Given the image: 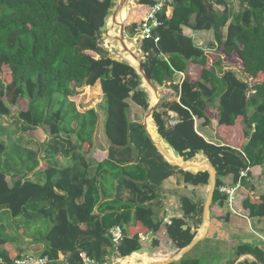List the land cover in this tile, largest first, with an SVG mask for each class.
Listing matches in <instances>:
<instances>
[{"label": "trees", "instance_id": "1", "mask_svg": "<svg viewBox=\"0 0 264 264\" xmlns=\"http://www.w3.org/2000/svg\"><path fill=\"white\" fill-rule=\"evenodd\" d=\"M156 1L139 0L132 8L125 22L131 34ZM239 3V12L231 16L226 0L169 1L158 17L160 25L152 32L158 41L136 40L142 53H154L141 63L150 81L162 85L176 72L185 74L179 103L160 102L153 109L152 120L158 135L185 162L197 154L208 160L216 171L211 204L220 207L226 201L219 192L221 178L230 175L236 182L241 171L264 167V0ZM113 4L114 0H0V117H9L10 107H14L16 118L28 128L48 129L53 141L50 153L65 136L74 137L76 150L89 155L97 116L94 109L78 105L76 97L99 83L110 147L129 150L136 160L125 165L110 159L95 164L80 154L70 166L48 168L42 173L43 181L35 182L25 176L37 166L34 159L31 165L26 161L35 154L11 141H0V257L7 264L22 254L6 248L17 237L4 233V223L14 227L15 233L21 229L23 236L43 244L39 256L46 257L47 264H61L59 255L67 264H83L82 254L95 264H109L104 259L109 254L106 249L124 259L143 251L139 235L148 234L156 237L149 256L168 260L195 237L186 219L199 216L201 208L189 198L179 200L183 217L171 218L166 225L154 221L153 210L144 207L156 200L162 182L175 173L195 187L207 186L210 176L168 164L144 127L129 121L128 101L143 111L149 104L136 70L126 61L114 60L100 46ZM216 5L223 10L217 11ZM182 27L217 32L225 27L220 48L225 55L237 56L243 79L232 71L219 77L218 63L207 69L204 51L183 35ZM189 64L200 69L196 80L188 76ZM167 111L178 115L175 123L169 124ZM212 114L218 119V135L225 142L222 146L207 143L194 129L193 118L208 124ZM121 188L129 190L131 200L122 202L117 197ZM113 193V199L102 201ZM243 206L250 217L264 218V195H248ZM133 215L136 224L131 227ZM114 226L121 227L124 234L116 245L108 235ZM159 237L164 239L166 251L161 249ZM197 246L170 264H203L193 255ZM235 253L252 254L260 261L237 264H264V251L257 248L238 246Z\"/></svg>", "mask_w": 264, "mask_h": 264}, {"label": "crops", "instance_id": "2", "mask_svg": "<svg viewBox=\"0 0 264 264\" xmlns=\"http://www.w3.org/2000/svg\"><path fill=\"white\" fill-rule=\"evenodd\" d=\"M121 1H123L124 4L128 5L127 8V12H128L127 18H128L130 11L134 7V6L131 7L133 5V0H121ZM119 2H120L119 0H114L113 7L111 8L112 12L109 13L111 14L110 18L114 16L115 14L114 10L118 8L117 3ZM226 2H227L229 14L231 16H235L240 10L239 0H226ZM215 9L221 12L223 10V7L220 5H216ZM127 18L124 19L125 21L122 22V25L124 26L123 29L124 33H122V39L124 40L126 39L125 33L129 32L125 26V22ZM192 23H193V19L191 20V24ZM102 32H103V34L101 35L102 40H100L99 43L100 46H101V42L105 43L106 46L105 48L101 46L103 49H106L108 48V46H110L108 49L111 50V52L113 50H121L120 44L118 43L115 44L117 40L113 39L108 34L107 21ZM182 32L184 36L192 40L195 46L201 48L204 51L205 56L207 58V62H206L207 69H210L211 67H213V65H216L218 63L219 70L217 69L216 71L218 72L219 77L225 71H232L235 74L233 69L231 67H228L227 65V58L231 57V55L229 56L225 55L222 52V49L220 48V44L225 40V35H226L225 27L220 29L218 32L214 30L193 31L189 27H182ZM137 48L139 49L138 45ZM112 58L114 60L126 61L127 63H129L126 59L123 58L122 53L119 54L118 56L114 55V57L112 56ZM143 61L144 59L141 60V63ZM132 67L137 72V67L134 66ZM199 72H200L199 67L192 64L188 65L187 73L191 80H196L199 76ZM138 75L140 76V74ZM184 77H185L184 73L176 72L171 81L164 82L162 85H157L151 81L154 86V89L152 90L157 94V96L159 95L158 101L156 102L155 105L152 106L151 98H150L152 97L151 94H153L152 90L150 86L148 87V85L143 81L142 77L140 76L141 87L144 89L147 95L149 107L155 108L160 102L165 105L178 104L179 88ZM172 87H177L178 89H173ZM87 91H91L92 95L95 98L94 100H96V102H101L102 104L98 107H96V104L92 105L91 107L87 106L89 109L90 108L94 109L97 116L96 125L92 137L93 148L89 155H86L76 150L77 142L74 137H70L68 139L65 136H62V138H60L58 141L59 143L56 144L57 150L53 153H50L48 151V147L51 146V144L53 143L50 136L46 140L43 139L45 141H42L43 145L41 146V148L35 145L36 143L35 139L39 141L40 138L39 133L44 128H39V127L31 128V131H29L26 135V141H24L25 139H22L20 137H13L11 135L12 133H10L9 131L10 128H8V124H5L4 127H0L1 142L11 141L12 143H16L21 148L27 149L35 154V157L31 156V157H27L26 159L29 165L32 164L33 159L36 160L37 162L36 168L25 175L27 179L35 182H42L43 181L42 173L46 171L48 168H55L60 170L67 166H70L73 160L78 158L80 154H83L87 160L92 161L95 164L101 163L108 159H110L113 162L119 163L120 165L131 164L133 162L134 163L136 162L132 152H130L129 150L118 149V148L112 149L110 147V143L105 136V119H106L105 105L99 83H97L92 89H86L84 93H86ZM127 103H128L127 117L129 121L141 124L146 130L144 125V120L148 115V110L143 111L131 101H128ZM142 114H144V117L141 120L140 116ZM150 117L152 119V114L150 115ZM167 119L169 120V122L170 121L176 122L178 120V115L173 111H167ZM193 120H194V129L196 133L200 137H202L207 143L213 145H219V146L225 144V142L221 140V138L218 135V131H219L218 119L214 114H212V117L210 118V122L208 124H204V121L202 119L193 118ZM157 140H160V138H157ZM57 145L59 146V150ZM62 145H64L63 148L61 147ZM231 147L236 149L235 146H231ZM167 151L169 152V154H171L169 150ZM171 158L175 160L174 157L171 156ZM94 171H95V166H92L90 168V172L93 173ZM263 172H264L263 166H253L246 170V177L240 179L239 188L235 189L234 191V198L232 203L233 212L230 211L225 201L223 206L221 207L217 205H212L210 202L207 212L204 213V205L210 195V190H211L210 177H209V184L207 186L195 187L193 185H188V183H184L182 177L181 180L178 179V177L176 176V174L178 173H175L173 176L164 180L161 185V190L156 192V196H157L156 200L145 203L144 207H148L153 210L154 221L162 222L163 225H166L170 222L171 218L183 217V213L180 210L179 200L181 197H187L192 202L196 203L199 209L201 208V212L199 216L195 217L194 219H190V218L186 219L187 226L191 227V231L195 233V237L193 241H196L195 244H198L197 248L193 253V255H195L196 258L202 259L203 264H230L234 259H237L235 264L243 261H255V259L253 258L255 257L254 255L244 253L238 256L236 255L235 250L238 246H249L264 251L263 250L264 218L250 217L248 210L243 206V202L248 197V195H253L256 198L264 195ZM221 181H222L221 187L225 186L228 188H234L238 180L234 182L232 177L229 175L221 178ZM115 196L116 193H113L112 196H107L106 198L102 197V201L111 200ZM117 197L122 202H127L132 199L129 190L124 188L118 190ZM95 213H97V207L95 208ZM197 222H199L198 225ZM206 222H207L206 230L204 231L201 237H198L199 231L204 227ZM135 224L136 222L133 215L130 225L131 227H134ZM195 225H197V228H194ZM143 236L146 237V240L144 242H140V244L142 245L144 251L137 253L138 255H140V258H138L136 261L128 262L127 260L128 257L124 259L115 258L111 254V252H109L108 249L106 250L109 254H107L104 257L105 261L107 262L114 261L117 262V264H151L157 261L158 262L165 261L163 259H153L148 254L152 246V241L156 237H154L151 234L143 235ZM16 237L17 239L15 241L20 246H16L15 245L16 242L6 246V248L12 250L13 253L19 251L22 255L29 253L39 255V253L43 250L44 247L43 244L36 243L35 240H33L32 236H26V237L23 236L22 231L20 233L16 232ZM22 239L23 241H21ZM159 241H160L161 249L166 251V248H163L164 245L166 244V243L164 244V239L159 237ZM192 247L189 248L188 246L187 248L183 249L178 253H174L172 251V253L174 254H172V257L170 259L173 260L172 262H177L185 253L190 251ZM144 256L150 258L151 261L145 260L143 258ZM61 258H63V256L59 255L58 259Z\"/></svg>", "mask_w": 264, "mask_h": 264}, {"label": "bare ground", "instance_id": "3", "mask_svg": "<svg viewBox=\"0 0 264 264\" xmlns=\"http://www.w3.org/2000/svg\"><path fill=\"white\" fill-rule=\"evenodd\" d=\"M120 2L117 3L118 4V8L114 10V16L111 17L107 24H108V34L110 37H112L113 39L117 40V41H120L122 39V22L125 21L124 19L127 18V8H128V5L124 4L123 1L119 0ZM118 2V1H117ZM116 4V5H117ZM108 18V17H107ZM107 30V29H106ZM124 33V32H123ZM124 35V34H123ZM108 43V42H107ZM111 43V42H110ZM124 45L125 47L128 49L130 47V45L124 40ZM119 46V45H118ZM117 46V47H118ZM121 50H123L122 47H120ZM114 49V48H113ZM116 49V48H115ZM127 54V55H126ZM122 56L124 59H126L130 65L134 66V67H137L138 64H139V61L136 57H134L133 55H131L130 53H125L123 52L122 53ZM141 76V75H140ZM149 87V86H148ZM151 88V87H150ZM152 90V88H151ZM156 91V90H155ZM151 93V92H150ZM152 97L151 98V105H155L156 102L158 101V96L157 94L152 90ZM144 125H145V128H146V131L148 130L149 132V136L150 138L157 144L159 150L162 152L164 158L171 164H178L183 170L185 171H189V172H197V171H201V170H205V169H210V166L209 164L207 163V161L205 160V158L201 157L200 154L196 157H194V159L190 160V161H187L186 163H181L180 162V159L175 156L173 154V152L171 151V149L167 146L168 150L170 151L171 155L174 156L175 160H173L169 154V152L164 148L162 147L158 142H157V138L156 137V128H155V125L150 117V114H148L145 118V121H144ZM161 140V139H160ZM161 143H163V141L161 140ZM177 163H176V162ZM207 228V222L206 224L204 225V227L199 231L198 233V237H201L204 233V231L206 230ZM138 258H140V255H138L137 253H133L131 254L127 260L128 262H134L136 261ZM145 260L149 261L150 258L144 256L143 257ZM151 261V260H150ZM158 262V261H157ZM155 263V262H154Z\"/></svg>", "mask_w": 264, "mask_h": 264}, {"label": "built area", "instance_id": "4", "mask_svg": "<svg viewBox=\"0 0 264 264\" xmlns=\"http://www.w3.org/2000/svg\"><path fill=\"white\" fill-rule=\"evenodd\" d=\"M172 0H157L156 3L151 7L150 11L147 12L144 21L141 23L139 28H137L132 34L134 40L136 41L138 39H153L154 42L158 41L157 37H153L152 32L153 29L158 27L160 25L159 21V15L162 13L166 3ZM175 122L170 121L169 124H173ZM246 177V170L241 171L237 184L234 188H228V187H220L219 192L227 197L226 204L230 211L233 212V198H234V191L235 189L239 188L240 185V179ZM108 235L114 245L119 243L124 234L123 230L119 226H115L111 228L108 231ZM146 240V237L143 235H139V241L144 242ZM264 250V246H263ZM83 264H95L94 261L86 258L84 255H81ZM61 264H67L64 262L63 258L59 259ZM49 260L46 257H41L36 254H23L18 259H16L12 264H47ZM0 264H7L4 262V260L0 257Z\"/></svg>", "mask_w": 264, "mask_h": 264}, {"label": "rangeland", "instance_id": "5", "mask_svg": "<svg viewBox=\"0 0 264 264\" xmlns=\"http://www.w3.org/2000/svg\"><path fill=\"white\" fill-rule=\"evenodd\" d=\"M110 15L108 16L107 18V22L108 20L110 19ZM103 34V32H102ZM100 40H102V36L100 37ZM99 40V41H100ZM135 40L132 36V43H134ZM101 46L103 48H105V43L101 42ZM110 46H108L109 48ZM137 48V47H136ZM111 49V48H110ZM138 49V48H137ZM108 54L112 57H114L113 53L111 51H108ZM227 65L228 67H231L233 69V71L235 72L236 76L238 78H240L241 80L243 79L242 78V74H241V63L239 62V60L237 59V56L235 54H232L231 57L227 58ZM94 96L92 95L91 91H87L86 93L80 95V96H77L76 97V102L78 103V105L80 106H88V107H91L92 105H95L96 104V107L102 105L101 102H96V100H94ZM11 109V115L9 117H0V127H4L5 124H8V128H10V133H12L11 135L13 137H20L22 139H25L24 141H26V135L29 131H31V128H28L26 125H24L22 122H20L17 118H16V108L14 107H10ZM144 117V114H142L140 116L141 120L143 119ZM156 133V131H155ZM40 138H39V142L37 139H35V145L39 148H41V146L43 145L42 144V141H45L50 135L48 133V129L44 128L40 133ZM51 138V136H50ZM156 138H158L156 136ZM45 139V140H43ZM52 139V138H51ZM161 142V140H158ZM163 147L168 150L167 146L162 144ZM58 146V145H57ZM62 148L64 147V145L61 146ZM60 147V148H61ZM57 148V147H56ZM58 150H59V146H58ZM199 155V154H198ZM196 155V156H198ZM201 157H203V155L200 154ZM174 157V156H173ZM204 158V157H203ZM205 160L207 161L208 163V160L205 158ZM176 176L178 177V179L181 180V176L179 174H176ZM5 225V230H4V233L11 236V237H15L16 236V233L14 232V227L8 225L7 223H4ZM18 233L21 232V229H17ZM23 241V239L21 240ZM16 246H20L17 242L15 243ZM144 251V250H143ZM142 251V252H143ZM109 264H117V262H114V261H109Z\"/></svg>", "mask_w": 264, "mask_h": 264}, {"label": "water", "instance_id": "6", "mask_svg": "<svg viewBox=\"0 0 264 264\" xmlns=\"http://www.w3.org/2000/svg\"><path fill=\"white\" fill-rule=\"evenodd\" d=\"M137 3H138V0H133V5H132L131 7L135 6ZM110 12H112V9H110ZM123 29H124V26L122 25V29H121L122 33H123ZM125 35H126V39H125V41L130 45V47L127 49V48L125 47V45H124V39H121L120 41H117L115 44H117V43L120 44V46L123 48V50H122V51H121V50H113L112 53H113L114 55L118 56L119 54L125 52V53H130L131 55H133L134 57H136V58L138 59V61H139V64H138V66H137V72H138V74L141 75L143 81H144L148 86H150L152 89H154L153 83H152V82L146 77V75L144 74V72H143V70H142V67H141V60L144 59L145 56H147V57H152V56L154 55V53H153V52H149L148 54L145 55V54L142 53L139 49L136 48V47H137V42H136V41H135L134 43H132V34H131L130 32H126ZM105 36H107V35H105ZM104 50H105V52L111 51V50H109L108 48H106V49H104ZM126 55H127V54H126ZM162 59H163V58H162ZM153 109H154V107H149V109H148V114L151 115L152 112H153ZM145 131H146V130H145ZM146 134H147V136L149 137L151 143L155 146V148H156L157 151L159 152V154L164 158V156H163L162 152L159 150L157 144H156V143L150 138V136H149V134H148L147 131H146ZM156 134H157L158 138H160V139L163 141V143H164L165 145H167V146L171 149V151L173 152V154H174L175 156H177V157L180 159V162H181V163H186V162L184 161V158L180 156V154H179V153H178V152H177V151H176V150L170 145V143H169L167 140L162 139V138L158 135L157 131H156ZM164 160H165L166 162H168L165 158H164ZM168 163H169V162H168ZM169 164H170L171 166L178 167V168L181 169L182 171H185V170H183L178 164H171V163H169ZM208 164H209V163H208ZM209 166H210V169H205V170L197 171V172H208L209 175H210V187H211V190H210V195H209V197H208V199H207V201H206V203H205V205H204V213H206L207 210H208V208H209V205H210V202H211V200H212L213 193H214L215 184H216V171L214 170V168H213L210 164H209ZM186 172H189V171H186ZM197 172H193V174H195V173H197ZM190 173H192V172H190ZM188 185H192V183L189 182ZM182 228H183V229H186L187 226H183ZM195 243H196V241H192V243L189 245V248H191L192 246H194ZM253 258L255 259V261H256L257 263H259V260H258L256 257H253ZM236 260H237V259H234L230 264H235V263H236ZM172 261H173L172 259H168V260H165V261H162V262H155V263H151V264H170V263H172Z\"/></svg>", "mask_w": 264, "mask_h": 264}]
</instances>
